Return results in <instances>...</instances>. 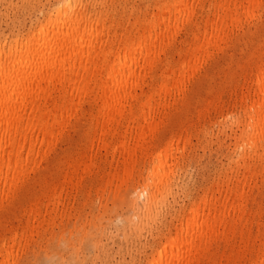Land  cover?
I'll list each match as a JSON object with an SVG mask.
<instances>
[{
  "label": "bare ground",
  "instance_id": "obj_1",
  "mask_svg": "<svg viewBox=\"0 0 264 264\" xmlns=\"http://www.w3.org/2000/svg\"><path fill=\"white\" fill-rule=\"evenodd\" d=\"M83 3L56 0L36 25L0 40V264H20L28 242L45 235L50 212L84 191L86 177L98 180L93 188L99 201L106 193L126 201L132 216L125 222L133 233L152 227L180 188L183 157L195 130L186 112L195 109L197 122L205 121L210 110L221 109L218 94L227 85L242 110L229 119L230 170L196 200L189 196L173 225L162 223L149 253L144 252V264H264L263 206L252 194L260 189L264 167V0H210L202 17L198 11L205 0H152L126 24L117 11L89 12ZM234 31L250 45L244 59L226 56L240 42ZM211 78L215 84L205 87L202 98L201 87ZM71 131L79 132L74 148ZM62 141L71 146L55 153ZM60 212L63 219L68 211ZM66 228L60 229L59 241L65 240ZM102 231L100 223L86 219L68 233H81L98 248ZM70 240L66 249H74ZM70 260L77 262L74 256Z\"/></svg>",
  "mask_w": 264,
  "mask_h": 264
},
{
  "label": "rangeland",
  "instance_id": "obj_2",
  "mask_svg": "<svg viewBox=\"0 0 264 264\" xmlns=\"http://www.w3.org/2000/svg\"><path fill=\"white\" fill-rule=\"evenodd\" d=\"M33 0H0V40L4 37H7V39H10L11 37H13L15 34H17V31L18 33H22L25 31V29L27 30L28 28H30L31 26H34L36 25L37 22L40 21V19H42L44 17V15L46 14L45 12H47L48 10H50L52 8V6L54 5L55 1L56 0H34V2H32ZM38 3H37V2ZM92 1V2H91ZM101 0H97L98 3H96L95 0H82V3L85 5H88L86 7V9L89 11V12H95V11H102V12H116V16H119L123 23L126 24L127 22L126 21H131L133 20L136 15H141L143 13V11H145V9H148L149 7H151L152 5V0H103L102 4H100ZM124 3H123V2ZM128 1V2H126ZM132 1L134 3H132ZM147 5H145V3ZM148 1V2H147ZM210 0H205V3H204V7H203V10L202 9H199L198 11V15L200 17L204 16L207 12V7H208V3H209ZM29 2V5L28 3ZM34 4H32V3ZM47 2V3H46ZM54 2V3H53ZM88 2V3H86ZM95 2V4L93 3ZM106 2V3H105ZM110 2V3H109ZM137 4H136V3ZM140 2V3H139ZM24 3L26 5V7H24ZM90 3V4H89ZM109 3V4H108ZM117 3H120V4H117ZM123 3V4H122ZM129 5H128V4ZM207 3V4H206ZM8 4V5H7ZM52 4V5H51ZM92 4V5H91ZM142 4V5H141ZM149 4V5H148ZM34 5V7H33ZM51 5V6H50ZM104 8H103V6ZM116 5V6H115ZM124 5V6H122ZM128 5V6H127ZM37 6V7H36ZM136 6V7H135ZM145 6V7H144ZM31 7V9H30ZM48 9H47V8ZM51 7V8H50ZM89 7V8H88ZM106 7V8H105ZM120 7V8H119ZM135 9H134V8ZM28 8V10H27ZM100 10H99V9ZM132 8V9H131ZM137 8V9H136ZM138 8H140L138 10ZM40 9H41V12H40ZM45 9L44 11V14H43V10ZM97 9V10H96ZM103 9V10H102ZM121 10V12H120ZM125 10V11H124ZM127 10V11H126ZM129 10V11H128ZM137 10V12L135 11ZM202 10V11H201ZM119 11V12H118ZM130 11H132L130 13ZM127 12V13H126ZM129 12V13H128ZM136 12V13H135ZM203 12V13H202ZM40 13V14H39ZM124 14V15H123ZM130 14V16L128 15ZM203 14V15H202ZM135 15V16H134ZM137 15V16H138ZM202 15V16H201ZM43 16V17H42ZM124 16V17H123ZM126 20V21H125ZM18 29V30H17ZM22 30V31H21ZM2 31L4 32V34L2 33ZM13 32V33H12ZM239 34H238V33ZM3 34V35H2ZM12 34V35H11ZM234 34L236 35L237 39H239L238 41V44L236 45L235 48H233L231 50L228 49L227 50V54L226 56L228 55H231L233 58L235 59H244L245 55L244 54L245 52L247 53V50L250 48V45H245L243 43V39H242V33L240 31H234ZM239 36V37H238ZM180 37H178L179 39ZM258 39V37H257ZM241 43V44H240ZM238 47V48H237ZM240 47L242 49H240ZM237 50V51H236ZM243 50V51H242ZM241 52V53H240ZM244 52V53H243ZM240 53V54H239ZM233 54V55H232ZM238 54V55H237ZM241 54H242V58H241ZM221 55V54H220ZM237 55V56H236ZM213 66H210L209 67V74L211 75V73L213 74L214 73V70L212 69ZM243 73H240L239 76H238V79L239 81L242 80V83H245V78L243 77ZM209 81L205 80L202 87H201V97L203 98L204 96L206 97L207 95V91L205 89H207L208 87L210 86H213L215 84V80L214 79H208ZM213 80V82L211 81ZM244 80V82H243ZM209 82V83H208ZM206 83V84H205ZM241 83V82H240ZM227 85V84H226ZM207 86V88H205ZM227 87V88H226ZM225 88L222 89V91L218 94L219 96V99H220V103L221 104V109H217V110H210V112L207 114L205 121H201L200 123L197 122L196 118H195V109H190V113L188 111V113L186 112V118L188 116V118L193 121L195 123V127H192L193 129H195L192 133V137L191 138V146L188 147L189 149L192 148V150L188 149L186 155L183 157V165H182V171H181V174L180 176L182 177H179L178 179V182H179V186L180 188L178 189V192L175 193L173 199L172 197L169 199V205L167 207H164L161 211L162 214H160V217H159V221L157 220L156 223H154L152 225V227H146L143 229V231H140L138 233L131 231L129 227H127V222H125L126 218L132 216V210L130 209V206L126 203V201L120 197L119 195L117 194H114L113 196H111L110 194H104L103 197L101 198V201H99V199L97 198L96 194H95V191H94V184H95V181H98L97 179H93V178H90V177H86L84 179V186H85V190L82 191V192H79L77 193V195L75 194H72L71 198H70V202L69 201H66L65 202V206H59L57 212H50V214H52V217H50V223L49 221L44 222L43 224V228H46V233L44 236H42L41 238L38 237H35L33 238L30 242H32V244L30 242H28L27 244V247L24 248V251L23 253H21V260H20V264H144L145 262V255L149 253L150 249H149V246L151 244L154 243V241H156V237L157 235V232L160 231V228L162 227V223H167L169 221H172L171 224L173 225L175 223V220H174V215L177 213V211L179 209H182L183 206L186 207L191 201L193 200H196L199 195H201L203 193V191L205 190L206 187L210 186L211 183L214 184L215 182L219 181V179L221 178V176L223 175V173H226L230 170V166L232 165L230 163V158H231V149H232V145H229L228 144H231L233 142V138L231 136V132H232V129L230 128V124H229V119H231V116H237V113L238 115H241L242 114V110H241V107L240 106H237L239 105L240 103L238 102V96L235 94V91H232L231 87L229 85H227ZM230 87V88H229ZM228 90V91H227ZM230 91V92H229ZM224 92V94H222ZM226 94V95H225ZM228 94V95H227ZM223 97V98H222ZM237 98V99H236ZM228 99V100H227ZM233 99V100H232ZM224 100V101H223ZM227 100V101H226ZM226 101V102H225ZM230 101V102H229ZM237 103H236V102ZM226 103V104H225ZM235 103V104H234ZM233 105V107H232ZM199 106V105H198ZM228 107V108H227ZM223 108L224 112L221 111ZM225 108H227L225 110ZM230 108V109H229ZM238 109V110H237ZM240 109V111H239ZM237 110V111H236ZM213 112V113H212ZM221 114H219V113ZM229 112V113H228ZM193 113V114H192ZM223 113V114H222ZM225 113V114H224ZM188 114V115H187ZM214 114H216L214 116ZM227 114V115H226ZM190 115V117H189ZM226 115V116H224ZM209 116V117H208ZM219 116V117H218ZM229 116V117H228ZM212 117V118H211ZM214 117V118H213ZM228 117V119H227ZM192 118V119H191ZM210 118V119H209ZM85 119V120H84ZM195 119V120H194ZM84 120V121H83ZM87 120V117L85 118H82L81 121L85 122ZM214 120L213 123H211L212 121ZM220 120V121H219ZM209 123H205V122H208ZM83 122L80 124L81 127L80 129L82 128H85V125H83ZM219 122V123H218ZM204 123V124H203ZM224 123V124H223ZM197 124V125H196ZM221 124V125H220ZM228 124V125H227ZM200 125V126H199ZM197 126V127H196ZM201 126H205V128H207L205 130V132H201V133H198L196 132L197 128H200ZM211 126V127H210ZM214 126V127H213ZM226 126V127H225ZM223 127V128H222ZM216 128V129H215ZM218 128V129H217ZM81 129V130H82ZM212 129V130H211ZM222 129V131H221ZM223 130H226L225 132H223ZM207 131V133H206ZM220 131V132H219ZM239 131V130H238ZM71 138H70V143L74 142L75 141V138H78V134L79 132H75V131H71ZM223 132V133H222ZM227 132V133H226ZM75 133V134H73ZM197 136H196V134ZM222 133V134H221ZM225 133V134H224ZM203 135V136H202ZM206 135V136H205ZM210 135H212L210 137ZM74 136V137H73ZM200 136V137H199ZM217 138H216V137ZM198 140H196L197 138ZM203 137V138H202ZM205 137V138H204ZM196 138V139H195ZM200 138V139H199ZM209 138L211 141H209ZM212 138V139H211ZM225 138V139H224ZM193 139V140H192ZM202 139V140H201ZM204 139V140H203ZM214 140V141H212ZM221 140V141H220ZM226 140V141H224ZM205 141V142H203ZM224 141V142H223ZM63 142V141H62ZM59 142V144H57V147L55 148V153H59L61 154L66 148L68 149V147L71 146L70 143H67V142ZM196 142V143H194ZM199 142V143H198ZM203 142V144H202ZM210 142V143H209ZM213 142V143H211ZM218 144H217V143ZM198 143V144H197ZM207 145H206V144ZM221 143V145H220ZM224 143V144H223ZM205 144V145H204ZM73 145V143H72ZM227 145V147H226ZM68 146V147H67ZM203 146V147H202ZM205 146V147H204ZM223 146V147H222ZM75 146H71V148H74ZM202 147V148H201ZM207 147V148H206ZM225 147V149H224ZM197 148V150H196ZM206 148V149H205ZM210 148V149H209ZM194 149V150H193ZM199 149V150H198ZM203 149V150H202ZM209 149V150H208ZM60 152H59V151ZM63 150V151H62ZM196 150V151H195ZM206 150V151H205ZM224 150V151H223ZM228 150V151H227ZM57 151V152H56ZM219 152V153H217ZM227 152V153H226ZM103 154V152H101ZM192 153V154H191ZM196 153V154H195ZM198 153V154H197ZM227 155V157L225 155ZM197 155V156H196ZM223 157H222V156ZM230 155V156H229ZM199 156V157H198ZM225 156V157H224ZM198 157V158H197ZM188 158V159H187ZM193 158V159H192ZM196 159V160H195ZM185 160V161H184ZM192 160V161H190ZM195 160V162H194ZM98 162H100V158L98 159ZM191 162V164H190ZM186 163V164H185ZM104 163L100 162V165H103ZM224 165V166H223ZM184 166V167H183ZM188 166H189V169H188ZM192 166V167H191ZM229 166V167H228ZM194 167V168H193ZM222 168V169H221ZM226 168V170H225ZM219 169V170H218ZM186 170V171H184ZM184 171V173H183ZM221 171V172H220ZM191 173V175L189 174ZM222 173V174H221ZM262 173H263V180H264V167L262 169ZM220 176V177H218ZM190 178V180H189ZM192 178V179H191ZM206 178V179H205ZM183 179V180H182ZM188 179V180H187ZM95 180V181H94ZM204 180V181H203ZM216 180V181H215ZM262 179L260 180V178H258V184L260 185V189H254L253 191V196H255L256 194V202L261 204L263 206V210L261 213V215L259 216L260 220L261 221H264V181ZM189 181V182H188ZM93 185H92V184ZM186 183V184H185ZM188 183V185H187ZM203 183V184H202ZM207 183V184H206ZM209 183V184H208ZM88 184V185H87ZM182 184V185H181ZM205 184V185H204ZM92 185V187L90 186ZM91 187V188H90ZM190 187V188H189ZM193 188V189H191ZM183 189V190H182ZM186 189V190H185ZM201 189V190H200ZM88 190V191H87ZM187 190H188V194H187ZM195 190V192H194ZM259 190V191H258ZM130 191V190H129ZM184 191V192H183ZM198 193H197V192ZM183 192V193H181ZM91 193V194H90ZM193 193V194H192ZM85 194V195H84ZM90 194V196H89ZM197 194V195H196ZM107 195H109L107 197ZM185 195V196H183ZM89 196V197H88ZM106 196V197H105ZM189 196L191 197V201ZM193 196V197H192ZM196 196V199H194ZM93 197V198H92ZM75 198V199H73ZM81 198V199H80ZM105 198V199H103ZM176 198V199H175ZM180 198V199H179ZM78 199V200H77ZM175 199V200H174ZM81 200V201H80ZM94 200V201H93ZM96 200V201H95ZM184 200V201H183ZM79 201V202H78ZM86 201V202H85ZM91 201L93 203H91ZM175 203H174V202ZM68 202V203H67ZM98 202V203H97ZM181 203L180 205L178 203ZM71 203V204H70ZM106 203V204H105ZM183 203V204H182ZM97 204V205H96ZM172 204V205H171ZM178 204V205H177ZM82 205V206H81ZM94 205V207H93ZM99 205V206H98ZM182 205V206H181ZM254 205V204H253ZM92 208H90V207ZM19 207V206H18ZM17 206L15 207L16 210L18 208ZM73 207V208H72ZM76 207V208H74ZM111 207V208H110ZM78 208V209H77ZM84 208V210H83ZM90 208V209H89ZM50 209V207H49ZM71 209V210H70ZM80 209V210H79ZM99 209V210H98ZM103 209V210H101ZM62 210H66L68 211L64 218L61 219L59 217V213H61L60 211ZM168 210V211H167ZM164 211V212H163ZM59 212V213H58ZM76 212V213H75ZM94 212V213H93ZM96 212V213H95ZM113 212V213H112ZM69 213V215H68ZM75 213V214H74ZM103 213V214H101ZM131 213V214H130ZM165 213V214H164ZM168 215H167V214ZM58 214V215H57ZM75 216H74V215ZM110 214V215H108ZM82 217H80V216ZM94 215V216H93ZM125 215V216H124ZM165 215V217H164ZM172 215V216H171ZM9 216V215H8ZM12 216V215H11ZM58 218H57V217ZM70 216V217H69ZM77 216V217H76ZM128 216V217H127ZM162 216V217H161ZM89 217V218H88ZM97 217V219H96ZM70 220H68V219ZM82 218V219H81ZM88 220L90 222H93V220L95 221V224H101V226L103 227V230L102 233H100L98 235V239L100 238V240L98 241L99 244H97L99 247L97 248V246H93L89 241L88 239H85V238H81L83 236H81V233H78V234H74V235H69V228L72 229V226L73 224H75L76 226H81V221L84 222V220ZM110 218H111V221H110ZM165 218V219H164ZM173 218V219H172ZM56 219V220H55ZM103 219V220H102ZM109 219V222L107 221ZM119 219V220H118ZM124 221H123V220ZM8 221H12L13 223L17 224L15 220H10V219H7ZM68 220V221H67ZM77 220V221H76ZM100 220V221H99ZM55 221V222H54ZM60 221V223H59ZM76 223H75V222ZM107 221V222H106ZM64 222V225L62 224ZM80 222V223H79ZM125 222V223H123ZM174 222V223H173ZM56 223V224H55ZM59 223V225H58ZM68 223V224H67ZM78 223V224H77ZM107 225H106V224ZM49 224V225H48ZM55 225V226H52V225ZM88 224V223H86ZM110 224V225H109ZM121 224H123V226H121ZM161 224V225H160ZM48 225V226H47ZM60 226V227H58ZM62 226L64 228H66V226L68 228H66L65 230V240H58L57 236H58V233L60 231V229L62 228ZM121 226V227H120ZM125 226H126V229H125ZM90 228V231H93V227L92 226H88L86 227V229H89ZM119 227V228H118ZM123 227V228H122ZM156 227V228H155ZM105 228V229H104ZM127 228H128V233H129V237L128 236V233H127ZM153 228V229H152ZM159 228V229H158ZM57 230V231H56ZM130 230V231H129ZM151 230V232H150ZM153 230H156V231H153ZM159 230V231H157ZM125 234H123L124 232ZM146 231V232H145ZM50 232V233H49ZM53 232V233H52ZM132 232V233H131ZM144 232V234H143ZM149 232V233H148ZM74 233V232H73ZM127 233V234H126ZM147 233V235H146ZM48 234V235H47ZM105 234V236H104ZM119 234V235H118ZM131 234V235H130ZM136 234L138 235V238L136 236ZM142 234V235H141ZM151 234V235H150ZM49 235H52V236H49ZM76 235V236H75ZM79 237H78V236ZM113 235V236H112ZM124 237L125 239H123L122 236H125ZM135 235V237H134ZM149 235V236H148ZM153 235V236H152ZM102 236V237H100ZM133 236V237H132ZM49 237V239H48ZM51 237V238H50ZM76 239H75V238ZM122 237V238H121ZM146 239H145V238ZM127 238V239H126ZM153 238V239H152ZM155 238V239H154ZM35 239V240H34ZM44 239V240H43ZM54 239H57V240H54ZM71 239L70 241L73 240V243H75V246H74V249H69L67 248L66 249V245L68 243V240ZM81 242H80V240ZM85 239V240H84ZM97 239V240H98ZM136 239V241H135ZM142 239V240H141ZM41 240V241H40ZM43 240V241H42ZM50 240V241H49ZM53 240V241H52ZM76 240V241H75ZM79 240V241H78ZM119 240V241H118ZM132 242H131V241ZM55 241V243H54ZM138 241V242H137ZM140 241V242H139ZM144 241V242H142ZM35 242V243H33ZM50 242V244L48 243ZM40 243V244H39ZM43 243L47 244V245H43ZM66 243V244H65ZM78 243V245H77ZM103 243V244H102ZM128 243V244H127ZM30 244V245H29ZM35 244V245H34ZM38 246H37V245ZM60 244V245H59ZM100 244L102 246H100ZM138 244V245H137ZM41 245V246H40ZM55 245H57V247H55ZM62 245V246H61ZM65 245V246H64ZM84 245V246H83ZM105 245V246H104ZM143 245L144 248H143ZM45 246L47 247V250L45 248ZM64 246V247H63ZM80 249L83 247L82 250ZM123 246V247H122ZM129 246V247H128ZM135 246V247H134ZM44 247V248H42ZM122 249H121V248ZM127 247V248H126ZM142 249H141V248ZM146 247V249H145ZM50 248L52 250H50ZM87 248V250H86ZM97 248V249H96ZM125 248V249H124ZM136 248V249H134ZM66 249V250H65ZM104 249V250H103ZM144 249V250H143ZM29 250V251H28ZM33 250H37V251H33ZM58 250V251H57ZM86 250V251H85ZM102 252H101V251ZM106 250V251H105ZM48 251V252H46ZM53 251V252H52ZM64 251V253H63ZM74 251V253H73ZM77 251V252H76ZM82 251V253H81ZM90 251V252H89ZM108 251V253H107ZM135 251V253H134ZM142 253H140V252ZM41 252V253H40ZM45 252V253H43ZM62 252V253H61ZM93 252V253H92ZM106 252V253H105ZM146 254H145V253ZM54 253L55 255L57 254V256H53ZM78 253V254H76ZM80 253V254H79ZM84 253V255H83ZM90 253V254H89ZM98 253V255H97ZM102 253V254H101ZM138 253V254H137ZM144 253V254H143ZM41 254V255H40ZM63 256V259L61 258L60 255ZM64 254V255H63ZM69 254V255H68ZM71 254V255H70ZM36 255V256H35ZM46 257H44V256ZM82 255V256H81ZM92 255H95V256H92ZM101 255V256H100ZM135 255V257H133ZM29 256V258H28ZM43 256V257H42ZM66 256V257H65ZM76 258L77 259V262L74 263H71L72 260H70L71 258ZM79 256V257H77ZM84 256V257H83ZM88 256V257H86ZM107 259H106V257ZM55 257V258H54ZM57 257H60L61 259H57ZM69 258L68 261H65V259ZM90 257L92 259H90ZM102 257V259H101ZM104 257V258H103ZM31 258V259H30ZM43 258V260H42ZM83 258V259H82ZM89 258V259H88ZM94 258V259H93ZM136 258V259H135ZM40 262H38L39 260ZM45 259V260H44ZM56 259V260H55ZM78 259H81L80 261ZM144 259V260H143ZM35 260V261H34ZM60 260V261H58ZM87 260V261H86ZM90 260V261H89ZM93 260V261H92ZM97 260V262L95 261ZM108 260V261H107ZM131 260V261H129ZM134 260V261H133ZM140 262H139V261ZM59 263H57V262ZM65 261V262H64ZM116 261V262H115ZM53 262V263H52ZM56 262V263H55ZM82 262V263H81ZM142 262V263H141ZM247 261L245 262H242V264H248V262L246 263Z\"/></svg>",
  "mask_w": 264,
  "mask_h": 264
}]
</instances>
